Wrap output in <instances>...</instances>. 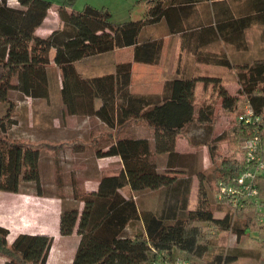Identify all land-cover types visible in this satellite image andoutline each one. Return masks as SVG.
Listing matches in <instances>:
<instances>
[{"label":"trees","instance_id":"trees-1","mask_svg":"<svg viewBox=\"0 0 264 264\" xmlns=\"http://www.w3.org/2000/svg\"><path fill=\"white\" fill-rule=\"evenodd\" d=\"M9 1L0 0V191L15 193L31 186L42 192L39 158L46 147L91 148L99 158L119 156L122 167L114 175L102 176L96 189L75 197L82 202L81 209L62 207L60 236L73 232L78 236L71 264H198L193 259L228 264L242 257L234 247L210 255L204 228L209 225L236 235L250 231L233 224L229 209L215 216L212 205L216 200V211L223 205L230 208L235 197L229 189L238 188V177L251 163L242 157L214 164L219 144L227 136L209 137L214 110L210 105L198 106L195 88L198 82L212 83L213 94L230 113L237 112L244 100L246 110L258 121L254 126L237 121L248 131L243 141L256 135L264 143V55L237 63L226 50L203 49L198 43L186 47L193 63L234 69V93L220 77L187 73L184 68L164 81L159 94L133 93L131 83L134 64L161 63L163 38L143 37L150 26L163 19L170 34L193 35L199 30L230 42L243 37L250 24L264 23V0H136L147 5L142 17L122 23L112 22L105 8L87 4L78 11L72 9L75 0H64L57 8L60 24L46 36L35 30L52 6L49 0H15L16 6ZM126 47H133V60L116 63L112 72L84 76L77 70L81 60ZM58 75L59 98L68 115L94 116L114 129L102 139L109 142L106 148L94 137L51 147L13 136L17 101L49 98ZM12 92L17 96L13 98ZM131 124H143L153 133L152 146L149 139L123 134ZM183 134L191 147H207L212 170L187 173L175 149L177 137ZM158 156L164 157L161 164ZM195 178L198 201L190 208ZM260 182H264L262 174L254 179L255 198L236 208L245 209L251 202L258 205ZM8 234L0 226L3 264H47L52 236L20 233L9 243Z\"/></svg>","mask_w":264,"mask_h":264},{"label":"crops","instance_id":"crops-1","mask_svg":"<svg viewBox=\"0 0 264 264\" xmlns=\"http://www.w3.org/2000/svg\"><path fill=\"white\" fill-rule=\"evenodd\" d=\"M59 24L57 9H49L46 18L41 26L35 30V33L39 36H46L50 34L52 30L56 29ZM194 32L196 33L193 35H183L182 33L170 34L166 21L163 19L144 31L143 37H162L163 49L161 63L155 66L154 69H151V67L147 65L148 67H146L147 69H145L144 73L145 82H142L143 86L148 87H151L150 85L152 83H158L160 90L158 92L140 94L161 93L164 81L168 78L174 77L178 68L182 70L184 68L187 70V73L191 72L192 74L204 75L201 74V66L204 65L193 63L191 56L186 53V47L191 46L194 43H198L203 49L226 50L228 55L234 58L237 63H244L257 56L264 55V23L254 22L250 24L245 28L243 37L233 39L230 42L216 38L212 33L204 32L201 34L199 30ZM122 52L128 54L126 60L120 58V55L117 56V54ZM167 56L171 58L169 63L165 65L163 61H165ZM132 60L133 47H126L102 55L86 58L77 62L76 67L84 76H96L112 72L115 64L118 62ZM51 66H53V64H51ZM58 79L59 86L56 89L57 93L55 96L50 93V96L47 99L23 97L17 101V106H19V103H24L27 99L31 100V102L33 101V103L38 104L39 102L41 105L39 106V111L37 110L35 113L31 112L32 117L34 115L36 118H31L28 132H22L21 137L14 131L13 136L21 137L32 142L50 143V145H52L51 147H55L56 143L65 142L73 138L86 139L94 137V141L100 140V146L106 148L109 142L102 139H104V136L108 137L110 133L114 132V129H108L104 122L94 116L68 115L65 108L61 105L59 98L58 90L61 82L60 75ZM15 96L17 95L15 94ZM98 105L99 102L97 103V106ZM90 121H93V126L90 125ZM136 128H138V126L132 125L127 129L129 132H126L124 129L123 134L132 135L134 138L149 139L152 146L153 133L148 129L147 132L150 131V135H146L135 130ZM44 149L45 150L41 152L42 160L40 159L43 162L44 169L40 170L39 168L42 192L38 193V191H35L31 186L29 188H22L15 193L0 191V199H12L10 204H5L4 201L2 203L0 202V226L8 229L9 234L7 240L9 243H12L15 236L20 233L47 234L52 236L53 244L47 258V264H51V255L53 253L55 239L60 238L59 216L62 209V199H64V195L60 192L61 189L52 188L49 185L62 183L63 176L70 177L74 182V176L79 171H83L85 167L87 169L85 172L89 176L98 174L102 175L104 170L106 171V175H114L119 172L122 164L119 156L99 158L95 156L93 149L91 148L76 150L73 149L72 146H67L57 149L46 147ZM64 169H66V171L62 173ZM90 187L96 186L91 185ZM90 190H94V188L86 191ZM34 204L39 208L40 206L38 205H42L40 208L41 210L38 211L36 209L37 212H31V207H33ZM78 206V208L81 209L82 202H80ZM53 209H57V211L53 212ZM57 227L58 230H56ZM4 261L5 258L0 256V264H3Z\"/></svg>","mask_w":264,"mask_h":264},{"label":"rangeland","instance_id":"rangeland-1","mask_svg":"<svg viewBox=\"0 0 264 264\" xmlns=\"http://www.w3.org/2000/svg\"><path fill=\"white\" fill-rule=\"evenodd\" d=\"M52 3L51 10L57 9V7L64 0H49ZM9 5L16 6L15 1H9ZM91 5L95 8H105L111 14V21L114 23H122L130 20L140 19L147 7L145 2H136V0H75L72 3V9L74 10H82L85 5ZM121 56L120 58H128V54L126 52H122L117 54V56ZM171 57L167 56L165 58V65L169 63ZM148 67L145 64H134L133 65V75H132V92L133 93H153L158 92L160 88L158 87V83H152L150 86H143L142 82H145V69ZM151 69H154L155 66H149ZM202 73L207 76L220 77L222 80V85L227 87L231 93L236 91V81H235V70L227 69L225 67H215V66H201ZM58 74V72H57ZM59 77V75H58ZM59 79L56 82H53L52 85V95L55 96L56 89L59 86ZM55 85V86H54ZM145 85V84H144ZM158 87V88H157ZM212 83H208L205 85L202 82L197 83L196 87V100L198 106L202 105H210L214 110V120L212 122V128L209 133L210 138H214L219 135L227 136V139L219 144L218 147V159H215L214 164H218L220 159H237L240 160L244 155V146L248 140L243 141L244 137L247 135L248 131L241 128L237 121H239V116L245 115L243 114L246 111L247 104L244 100H241L238 106V111L230 113L225 111L221 107L220 100L213 94L212 92ZM11 96L14 98L15 93L12 92ZM41 104L33 103L31 100H25L24 103H19L17 106V124L14 128L15 133L21 136L22 132L25 133L29 130V122L31 118H36L34 115L32 117L31 112L35 113L37 110L39 111ZM238 116V117H237ZM19 121V122H18ZM90 125L93 126V121H90ZM251 126H254L250 124ZM125 128L126 132L129 127ZM138 126L135 130L143 134H149L150 131L146 129L143 124H137ZM140 128V129H139ZM145 129V130H143ZM146 131V132H145ZM254 132V131H252ZM251 132V133H252ZM135 133V132H134ZM196 133H204L203 130H197ZM125 136L133 137L132 135ZM22 137V136H21ZM177 151L182 155L180 161L184 163L187 168L188 174H193L198 170H212L214 168V164H211L207 147H191L187 143V139L184 134L177 137V145L175 147ZM246 158V157H245ZM42 160L41 156L39 160ZM164 157H156L158 163H162ZM40 160V161H41ZM39 161V162H40ZM40 170H43V162L39 163ZM86 167L83 171H79L74 176V182L70 177L63 176L62 183L60 184H50L52 188L61 189L60 192L63 193L64 199H62V207L66 209L78 208L79 201L74 200L76 196L84 193L86 190L91 188H96L98 186V182L102 176L106 175V171L104 170V175H93L89 176L86 174ZM66 169L62 171L64 173ZM198 180L195 178L191 194H190V202L189 207L194 208L197 206L198 201ZM96 187H90V186ZM262 187V192H264V182H260V188ZM261 190V189H260ZM260 191V197L257 199V204L250 205L249 207L240 210L242 207L236 208L231 203L228 208L223 205V209L221 211H216L215 208L218 207V202L215 200V203L212 205L214 209V215L221 217L226 209H229L231 212V216L233 218V224L240 228L245 229V227H250V231L246 234L236 235L231 231H221L215 229L209 225H206L204 228L205 240L208 242L209 254H215L220 251H227L229 248L234 247L238 248L242 251L243 256L239 257L233 262L228 264H264V193ZM216 196V195H215ZM12 199H0V202L3 201L5 204H10ZM41 206L42 205H38ZM39 207L36 204L31 207V212L40 211ZM37 209V210H36ZM57 209H53V212H56ZM205 227V226H204ZM58 230V227L57 229ZM58 232V231H57ZM78 245V236L76 232H73L69 236H60V238L55 239L53 253L51 255V264H71V260L73 259L74 253L76 251ZM59 253V254H58ZM61 254V255H60ZM193 262L198 264H205L206 262L202 260H195Z\"/></svg>","mask_w":264,"mask_h":264},{"label":"built area","instance_id":"built-area-1","mask_svg":"<svg viewBox=\"0 0 264 264\" xmlns=\"http://www.w3.org/2000/svg\"><path fill=\"white\" fill-rule=\"evenodd\" d=\"M239 121L254 125L258 119H253L251 112L246 110L245 115L239 116ZM243 149L245 159L251 163V166L238 177V188L234 190L229 189V192L235 197L233 198L234 206H241L243 201L255 198L257 191L254 188V179L258 175H264V143H262L260 138L255 136L253 139H250L246 142Z\"/></svg>","mask_w":264,"mask_h":264}]
</instances>
